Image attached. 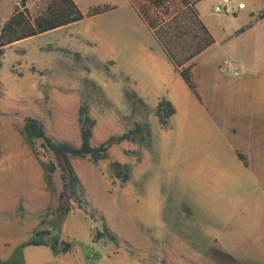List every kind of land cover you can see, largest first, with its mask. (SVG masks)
I'll return each instance as SVG.
<instances>
[{"label":"rangeland","instance_id":"1","mask_svg":"<svg viewBox=\"0 0 264 264\" xmlns=\"http://www.w3.org/2000/svg\"><path fill=\"white\" fill-rule=\"evenodd\" d=\"M73 1L83 14L96 5L113 9L8 45L0 58V261H18L21 256L25 264V253L35 248L26 246L32 234L41 222H54L51 213L61 189L55 173V195L47 190L34 155L40 141L32 146L25 142L24 119L38 120L56 142L78 146L77 110L86 101L95 120L91 146L137 123L149 128L151 147L124 142L111 147L109 160L98 165L72 160L84 208L74 207L61 226L60 240L70 251L53 256L46 248L49 258L43 264H109V257L122 256L140 264H264V172L251 182L249 168L243 170L234 153L232 121H239L251 95L235 92L234 76L222 68L238 61L242 77L249 63L264 65V18L258 19L264 0L199 4V19L214 44L188 62L197 97L130 0V7L126 0ZM42 3L27 0V8L34 14ZM239 3L244 10H237ZM18 4L0 0V27ZM189 18L187 13L180 19ZM170 23L163 24L165 31ZM252 26L257 29L244 32ZM165 34L163 43L172 37ZM159 51L185 88L184 94L176 90L174 113L166 126L155 115L158 101L166 97L140 98L144 105L128 99L136 83L122 66L128 61L130 69L139 67L143 79L153 80L143 61ZM250 70L257 73L258 67ZM46 162H53L50 155ZM112 162L131 168L127 184L112 178ZM104 228L116 238L115 244L94 243L96 231ZM41 230L56 235L49 226Z\"/></svg>","mask_w":264,"mask_h":264},{"label":"trees","instance_id":"2","mask_svg":"<svg viewBox=\"0 0 264 264\" xmlns=\"http://www.w3.org/2000/svg\"><path fill=\"white\" fill-rule=\"evenodd\" d=\"M130 1L148 29L161 40L163 50L167 58L173 63L181 81L197 97L196 85L193 82L191 72L193 65L188 64V62L211 47L214 40L201 23L199 15L193 7L195 2L189 0ZM42 4V9L32 14L27 8V0H19V4L14 8L12 14L0 27V58L3 55L4 47L8 45L49 33L113 9V7L105 4L96 5L91 7L86 14H83L73 0H43ZM187 13L190 14V18L184 23L180 18ZM262 18H264V9L258 15V19ZM169 19L171 20V27L170 29L167 27L165 31L163 24ZM166 32L167 34L172 33V37L163 43V34L166 35ZM126 97L144 105L134 92L126 95ZM173 113L174 108L168 100L161 99L158 101L155 115L162 126H166L167 120ZM77 124L78 146L69 142L54 141L47 136L43 125L34 118L24 119L22 127L24 140L29 146H32L34 141H40V149L35 151L34 155L42 169L44 183L49 193L55 195L52 184V176L55 173L58 174L61 184L60 192L56 196V207L51 213L54 222H41L38 230L32 234L31 240L26 244L27 247L47 248L53 256L65 255L70 251L71 246L62 243L60 240L61 226L74 207L81 211L84 208L83 189L72 167V160L88 159L93 165H98L109 160L108 151L111 147L124 142L140 147H151L149 128H144L137 123L125 133L109 136L98 146H91L95 120L89 116V107L86 101H82L77 110ZM49 155L53 162H46ZM236 155L243 167L246 168L247 163L244 156L240 153H236ZM109 168L112 178L120 182L121 185L130 181L131 168L129 166L112 162L109 164ZM44 226L51 227L56 235L52 237L49 232L40 231ZM93 241L94 243L115 244L116 238L104 228L102 231H96ZM16 259L5 263L0 261V264H23L21 256H19L18 261Z\"/></svg>","mask_w":264,"mask_h":264},{"label":"crops","instance_id":"3","mask_svg":"<svg viewBox=\"0 0 264 264\" xmlns=\"http://www.w3.org/2000/svg\"><path fill=\"white\" fill-rule=\"evenodd\" d=\"M189 1L195 2L193 7L197 11L199 18H201V14L199 12V4L203 0H189ZM125 2H126V7L127 6L130 7L131 5L130 1L126 0ZM252 5H254V1L252 2ZM76 24L77 23L71 24L51 32H57L59 30L69 28ZM252 29L255 30L257 28L255 26H252L247 30H245L244 32L247 33ZM45 34H42L40 36H44ZM241 34H239V36ZM239 36L237 35L233 39H236ZM229 40L231 39L229 38ZM202 53H204V51ZM157 55H158L157 57L156 55H153V57H146V60L144 59L145 61H143L144 65L150 69L148 73L152 75L153 80L143 79L141 75H139V71H137L139 67L137 69H130L129 67L130 64L128 61H125L123 63L122 65L123 71L126 75L133 76L134 83H136L133 90L135 94L138 96V98L150 99L152 101L157 98L166 97V100H168L172 105H174V97H176L177 95L176 90L180 89L181 93L184 94L185 88L181 86L180 82L173 75V71H172L173 69L171 67V64L167 61V59H165L161 55L160 51ZM231 61H233L239 68L240 63L238 61L235 60H231ZM255 65L258 67L257 73L255 71L250 70V67ZM233 78L235 80L236 86L239 87V88L237 87L234 90L235 92L241 91L242 94L251 95V99L248 100V102L243 107V109L240 110L241 111L240 116L237 115L240 117L239 121H237V117H236L232 121V124L234 128V144L236 148L234 153H235L236 161L240 164L243 170H247L249 168V177H250V181L252 182V180L254 179L253 176L258 174H263L264 172V128H263L264 126V65L261 63L260 64L249 63L248 65L245 66L244 75L242 77L241 75H239L238 77H233ZM262 88H263V92L261 93ZM224 124L222 125L221 128L224 132H226L227 128L225 127ZM220 134L221 133L218 132V137L220 136ZM222 152L223 151L221 148V144H218V154H221ZM236 153H240L244 156L245 161L247 163L246 168L243 167L242 163L237 159ZM238 171L241 173L240 169H238ZM158 223L159 226L163 229V231H165L164 230L165 227H163L162 224L163 222H158ZM37 256H39V259L42 257L43 259L34 262V258H36ZM47 258H49V252H47L46 248L35 247L28 250V252L25 253V264H43V262H45V259ZM109 264H140V263L137 260H130L122 256L117 258L109 257Z\"/></svg>","mask_w":264,"mask_h":264},{"label":"built area","instance_id":"4","mask_svg":"<svg viewBox=\"0 0 264 264\" xmlns=\"http://www.w3.org/2000/svg\"><path fill=\"white\" fill-rule=\"evenodd\" d=\"M223 5H227L229 3V0H221ZM244 4L239 3L237 5V10H243L244 9ZM214 12L216 14L220 13V8L216 7ZM223 70L229 71L234 77H238L240 75L238 71V67L234 62H226L222 65Z\"/></svg>","mask_w":264,"mask_h":264}]
</instances>
